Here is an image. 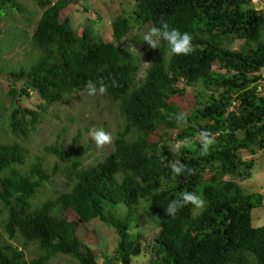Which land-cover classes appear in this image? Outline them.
Instances as JSON below:
<instances>
[{"label": "trees", "instance_id": "1", "mask_svg": "<svg viewBox=\"0 0 264 264\" xmlns=\"http://www.w3.org/2000/svg\"><path fill=\"white\" fill-rule=\"evenodd\" d=\"M33 1L41 10L30 37L37 55L27 68L10 72L22 85L9 90L7 115L0 110L12 138L0 136V206L7 237L32 242L40 253L26 261L23 249L0 245V264H49L60 254L75 264H101L79 234L96 218L117 236L106 264H130L142 251L143 234L130 232L139 209L158 229L151 246L157 264H264V225L252 226L251 216L264 195L246 193L237 182L248 179L255 164L242 152L264 150L258 89L264 12L251 0H137L131 16L113 19L114 41L104 42L91 23L76 35L69 18L60 20L72 0ZM2 8L22 12L17 0H0ZM134 24H150L157 37L146 46L141 77L142 58L127 56L122 45ZM236 39L243 44L232 50ZM215 63L224 72L214 70ZM85 89L103 92L118 106L122 123L111 134L112 150L84 165L90 145L79 133L67 147L45 146L57 158L53 173L62 164L69 188L37 202L52 173L42 157L29 163L25 143L49 107ZM30 92L42 100L34 109L19 105ZM160 126L177 132L173 154L150 141Z\"/></svg>", "mask_w": 264, "mask_h": 264}, {"label": "rangeland", "instance_id": "2", "mask_svg": "<svg viewBox=\"0 0 264 264\" xmlns=\"http://www.w3.org/2000/svg\"><path fill=\"white\" fill-rule=\"evenodd\" d=\"M22 8V12L10 11L5 8L0 9V110L3 115H7L10 106V89H18L22 81L10 76V72L17 70L20 66L28 67L37 55V50L31 44V34L36 27L41 10L33 0H17ZM55 1V0H53ZM137 0H72L70 4L62 10L61 21L69 18L72 30L76 35H80L86 25L91 23L96 30V35L104 42H113V32L111 23L113 19L124 14L131 16L136 10ZM250 6L264 12V0H251ZM157 37L152 33L150 24L138 26L132 25L129 32L122 39L125 54L140 56L142 59L139 77L143 75V70L147 66L148 57L146 46L153 45ZM243 44L242 40H234L230 49L239 50ZM214 70H224L218 63L213 65ZM262 81L259 90L264 94V68L261 69ZM178 87L184 86L180 81ZM197 88L186 87L187 92L194 93ZM19 105L27 108H36L41 98L34 92L28 96L23 95L19 99ZM2 108V109H1ZM4 108V109H3ZM5 118V117H4ZM6 119L0 123V136L3 139H11L7 133ZM122 123L118 106L99 90L85 89L68 95L64 101L55 102L49 107V113L42 123H40L32 135L25 143L28 149L29 163L34 161V156L42 157L44 166L52 179L42 188V193L37 198V202L56 197L57 192L66 191L69 188L67 175L62 170V164H58L57 170L53 173L52 168L57 158L44 150L45 146L60 142L67 147L73 135L81 134V143L90 145V149L83 156V164H95L112 150V135ZM104 133V135H102ZM176 130L167 126H160L150 133V141L160 142L168 150H173L180 142L175 139ZM60 135V138L58 137ZM243 157L255 158V164L248 179L237 182L246 193H261L264 195V150L256 154L243 151ZM228 179L233 177L228 176ZM124 207L120 206L116 212L122 213ZM132 233H142L140 240L142 251L140 255L133 256L130 264H157L156 257L151 249L154 237L158 233L156 224L141 209H139ZM252 226L264 225V199L262 205L252 210ZM74 214H69L68 219L74 218ZM4 213H1L0 206V245L13 244L23 249L26 261L39 255L37 246L30 242L24 244L20 238L10 240L3 231L2 220ZM81 239L89 246L101 264H106L114 256V249L117 245V236L113 228L109 227L99 219H93L89 223L80 226ZM49 264H75V261L67 255H56L52 257ZM119 264H122L119 262Z\"/></svg>", "mask_w": 264, "mask_h": 264}]
</instances>
